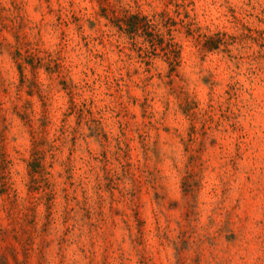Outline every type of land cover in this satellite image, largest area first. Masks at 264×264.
<instances>
[{"label":"rangeland","instance_id":"374dc122","mask_svg":"<svg viewBox=\"0 0 264 264\" xmlns=\"http://www.w3.org/2000/svg\"><path fill=\"white\" fill-rule=\"evenodd\" d=\"M0 264H264V0H0Z\"/></svg>","mask_w":264,"mask_h":264}]
</instances>
